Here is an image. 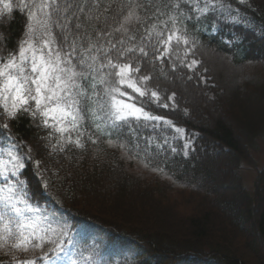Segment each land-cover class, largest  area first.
<instances>
[{"label":"trees","instance_id":"trees-1","mask_svg":"<svg viewBox=\"0 0 264 264\" xmlns=\"http://www.w3.org/2000/svg\"><path fill=\"white\" fill-rule=\"evenodd\" d=\"M6 2L12 11L0 3V48L4 49L0 55L4 56L16 47L27 23L21 0ZM106 2L102 0V6ZM230 2L240 10V24L221 20L213 27L211 17L198 26L189 22L192 51L185 62H199L191 71L178 60L175 71L167 60L152 61L154 68L141 62V73L133 75L150 74L147 86L157 91L159 100H153L150 92L140 97L124 89L131 103L162 117L161 121L130 118L131 128L114 127L106 118L94 119L85 101V118L71 135L75 140L83 133V147L65 139L61 151L59 134L44 127L40 116L33 119L20 113L8 119L0 114V134L10 135L20 146L17 151L25 163L21 178L31 206L48 208L58 200L70 230L93 224L107 233L94 245L88 239L74 245L77 264H264V167L256 171L251 191L237 174L241 162L251 164L253 143L264 136V0H248V6ZM142 33V29L136 33L137 40ZM217 60L239 73L233 88L236 96L218 85V81L227 83ZM163 120L183 128V137ZM5 122L7 129L2 127ZM228 153H232L227 168L230 184L219 195L207 182L199 185L200 169L208 159L219 157L220 169ZM147 178L154 181L153 192L145 190ZM146 196H152L159 211ZM228 205L232 212L224 213ZM120 244L130 245L135 253L125 256L117 249ZM0 259L7 257L0 253Z\"/></svg>","mask_w":264,"mask_h":264},{"label":"snow or ice","instance_id":"snow-or-ice-1","mask_svg":"<svg viewBox=\"0 0 264 264\" xmlns=\"http://www.w3.org/2000/svg\"><path fill=\"white\" fill-rule=\"evenodd\" d=\"M236 2L248 6V0ZM0 3L12 11L6 0ZM19 7L27 9V23L16 47L7 56L0 55V114L8 119L20 113L33 119L40 116L44 127L59 134L61 151L65 133L78 131L85 118V101L94 119L106 118L114 127L131 128L130 118L161 121L162 117L122 99L129 97L127 88L140 97L150 92L153 100H159L157 91L147 86L150 74L133 75L141 73V62L154 68L152 61L167 60L175 71L178 60L191 71L199 62H185L192 51L189 22L198 26L211 17L213 27L221 20L241 23L240 10L230 0H107L103 6L102 0H21ZM163 123L183 137V128L168 120ZM2 127L7 129L8 124ZM81 136L73 140L69 135L66 142L83 147ZM0 140V253L7 257L0 264H53L64 251L63 242L48 234L55 229H42L26 216L31 211L30 192L21 178L25 163L17 151L20 146L10 135L0 134ZM46 244L52 247L45 250ZM37 250L42 252L38 258ZM30 252L33 255H27Z\"/></svg>","mask_w":264,"mask_h":264},{"label":"rangeland","instance_id":"rangeland-1","mask_svg":"<svg viewBox=\"0 0 264 264\" xmlns=\"http://www.w3.org/2000/svg\"><path fill=\"white\" fill-rule=\"evenodd\" d=\"M216 64L219 66L220 69L219 73L222 74V76L225 78L227 83L223 85L220 81H218V85L224 89L225 93L231 94L232 96H236L237 92L236 90L234 91L233 88L237 82L236 78L239 75V73L235 75L236 72L229 70L226 67V65H224L219 60L216 61ZM192 110L195 112V108L192 107ZM220 117L227 123L231 122V119L229 117H227L228 119L225 118V116H220ZM75 133H76L75 130L71 131L70 133H65V139H67L69 135L71 136L74 135ZM250 156L252 158L251 164H249L248 162H241L239 164V169L237 172L238 176H240V179L242 181V186L248 191H251L252 188H254L256 171L264 167V136L263 137L260 136L254 141L252 149L250 150ZM231 158H232V153H228L227 157L223 159L224 167L220 169H217L218 167L217 163L220 161L219 157L216 159L209 158L207 161V166L206 167L204 166L205 168L203 170L200 169L199 175L201 178L200 177L198 178V184L203 185L202 184L203 182H207V186L211 190H213L214 193L219 195L220 190H222L224 187L230 184L228 178L229 176H227V168L230 167ZM143 184L145 185V190H147L148 192H153L152 189L154 187V181L152 180V178H147L143 182ZM149 197L152 198V196ZM149 197L147 196L145 197L147 202L150 203V205H152V208L154 210L159 211V209L153 203V200L150 199ZM236 204H237V200H236ZM223 209H224V213L232 212L230 205H228L227 207L226 206L223 207ZM25 214L30 219L36 220L42 229H46V230L55 229L56 230L55 233H51V232L48 233L53 240H56L58 238L62 240L64 251L60 253L58 257L55 258L53 264H72L71 261L72 247L74 242L79 236L85 237L87 235H90L92 238L98 239L100 236L104 235L96 227L90 225L81 226L79 229L69 232L68 225L64 217L61 215L60 208L58 207H52L50 210H45L41 206L35 205L31 208L30 212H26ZM161 218L165 219L163 215H161ZM165 220L166 222L170 221V219L168 220L165 219ZM246 227L250 229V226L248 224H246ZM153 229L155 230V228ZM51 247L52 245H50L47 248V250H49ZM118 248H121L124 252V255L127 257H129L134 253V249L128 245H121Z\"/></svg>","mask_w":264,"mask_h":264}]
</instances>
